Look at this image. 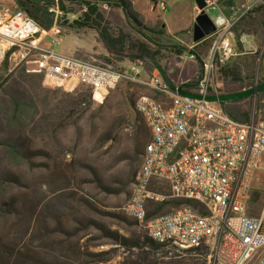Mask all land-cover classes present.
Instances as JSON below:
<instances>
[{"label": "rangeland", "instance_id": "374dc122", "mask_svg": "<svg viewBox=\"0 0 264 264\" xmlns=\"http://www.w3.org/2000/svg\"><path fill=\"white\" fill-rule=\"evenodd\" d=\"M14 1L43 29L59 30L60 36L54 38L61 43L53 46L55 52L123 70L141 62L143 80L158 74L147 61L135 57L143 46L155 54L154 62L165 74L181 62L183 72H196L195 78H199L200 57L208 56L210 41L200 50L191 49L196 55L194 63L177 57L174 50L189 51L196 16L192 13L194 0ZM86 3L96 6L101 16L96 20L99 27L105 28L112 40H120L111 42L117 53L107 51L91 25H81ZM166 26L178 32L174 37L181 43L173 42ZM52 40L47 37L45 42L52 44ZM259 52L232 50V56L212 71L210 87L237 91L263 80L264 58ZM32 67L15 62L12 55L0 67V264L134 261L139 252L135 243L141 245L147 238L143 224L123 211L139 170L131 157L132 128L141 119L134 102L140 95L165 102L164 96L141 84L122 81L97 103L86 88L65 91L28 72ZM221 68L230 74L224 77ZM251 111L264 117V97L260 103L252 98ZM148 140L149 133L144 144ZM11 151L18 154V163L9 159ZM253 187L248 211L257 214L264 191L259 171ZM173 207L165 206L160 213ZM156 255L205 264L202 253L173 246H157Z\"/></svg>", "mask_w": 264, "mask_h": 264}, {"label": "built area", "instance_id": "2783aa9c", "mask_svg": "<svg viewBox=\"0 0 264 264\" xmlns=\"http://www.w3.org/2000/svg\"><path fill=\"white\" fill-rule=\"evenodd\" d=\"M204 2L206 8L217 7V0ZM254 5L264 7V0ZM233 27L234 22L225 21L209 36L208 59L199 62L201 74L190 92L219 94L210 87V76L232 56ZM54 36H60L56 27L43 29L25 10L0 3V67L12 55L15 62L32 64L28 72L46 83L65 91L86 88L97 103L122 81L151 87L165 98L137 97L134 102L149 140L123 211L143 224L147 238L152 243L164 239L163 248L200 252L205 264H264V191L258 213L248 211L256 173L264 178V117L251 111L247 122H239L219 103L181 97L159 74L141 79V62L123 70L55 52L61 40ZM47 37L52 44L45 42ZM259 53L264 58V39ZM188 58L193 61L196 55L190 52ZM220 193H227V201H220ZM172 201L179 204L170 211L150 213Z\"/></svg>", "mask_w": 264, "mask_h": 264}, {"label": "trees", "instance_id": "16d2710c", "mask_svg": "<svg viewBox=\"0 0 264 264\" xmlns=\"http://www.w3.org/2000/svg\"><path fill=\"white\" fill-rule=\"evenodd\" d=\"M85 5H86V8H85L86 12L83 18L84 22L81 23V25L82 26L91 25L90 27H93L95 30L98 31L99 36L101 37L103 43L105 44L107 51L111 54L117 53L119 50L114 48L111 45V42L118 43L120 40L119 39L112 40L110 36L107 34L106 29L100 28L99 25L96 23L97 19L99 20L101 19L100 14L97 13L96 6L91 5L89 3H86ZM19 7L25 10L22 4H20ZM28 15L32 18L31 16L32 14L28 13ZM132 15H133L132 17H134V14ZM32 19L34 20V17ZM90 21H93L94 24L88 23ZM159 40H161V38ZM233 40H235L234 37H233ZM174 50L177 55H182L185 51L183 49H178V48H175ZM154 55H155L154 53L148 51L143 46V48H141L137 52L135 57L145 62L148 57H150L154 61ZM220 74H222L225 77L228 74H230V72L225 68H221ZM263 97H264V93L258 94L256 96L257 102L260 103L263 100ZM251 100L252 98H248L245 100L235 101V102H230V103H220V105L222 106L224 112L232 119L239 121V122H247L249 120L250 112H251ZM147 131L148 130L146 129V126L144 125L143 120L137 119L132 128L133 144H132V151H131L132 156L131 157H132V160H134V162L136 163V165L139 164V166L141 162V156L143 154V149L145 146L144 143L148 136ZM9 159L11 161H17L18 163L19 161L18 154L15 151H11ZM178 204L179 202L172 201V202H169L168 205L174 206ZM165 205L167 204L163 203L158 206H155L154 209H152L150 213L153 214V213L160 212L162 208L165 207ZM134 247L138 248L139 252L135 255V260L132 262H129L128 264H186L185 262H182V261L173 260V258L171 257L168 258V260H165L166 258L163 255L157 256L156 255L157 246H155L148 238L144 239L141 245H139V243H135Z\"/></svg>", "mask_w": 264, "mask_h": 264}, {"label": "crops", "instance_id": "0c3cea01", "mask_svg": "<svg viewBox=\"0 0 264 264\" xmlns=\"http://www.w3.org/2000/svg\"><path fill=\"white\" fill-rule=\"evenodd\" d=\"M255 2L256 0H217L216 8L219 10V12L224 17V19L226 21L234 22L233 35H234L235 40H233L231 43H232L234 51H235V48H238L241 50V53L239 54H245L246 52L249 54L255 53L256 50L260 49L263 39H264V7L254 5ZM0 3H4L10 6H17L14 0H0ZM253 5L254 7H252L251 10L247 11V8ZM192 13L195 15L197 14L196 6L194 4L192 5ZM166 29H167V33L173 37L174 43H181L179 39L174 37V35L178 32H175V30L169 29V27L167 26H166ZM211 40L212 38H209L208 36L198 43L192 42L191 45L188 46L189 51L188 52L184 51L182 55H178L177 57L181 59L184 58L190 63H194L192 60H189L188 56L183 57V55L185 53L188 55L190 52L195 54L194 50H191V49L196 48L197 50H200L201 47L204 44L208 43L209 41L211 45ZM67 54H70V53H67ZM207 59H208V56L207 58L200 57L199 62L206 61ZM180 63L176 64L177 69L175 68L173 70H170V72L167 74L168 78L171 80L174 86H178L185 82L187 83L195 82L196 83L195 81L197 80V78H195L196 72H193V71L183 72V70L180 69V66H179L181 65ZM248 86H242L239 89H237V91L241 90L243 87H248ZM192 89L188 88L189 91H191ZM213 89L218 90L219 94L236 92L234 90L222 91L216 88H213Z\"/></svg>", "mask_w": 264, "mask_h": 264}, {"label": "water", "instance_id": "95a60500", "mask_svg": "<svg viewBox=\"0 0 264 264\" xmlns=\"http://www.w3.org/2000/svg\"><path fill=\"white\" fill-rule=\"evenodd\" d=\"M32 1H36L39 3V0ZM150 1L154 2L155 0ZM194 3L199 12L196 14L192 24V42L198 43L214 33L215 30L217 28H220L226 20L216 7L206 8L204 0H194ZM146 61L156 69L161 79L164 81V83H166L168 89L181 97L199 100L203 99L204 101L220 104L254 98L258 94L264 93L263 79L246 89L236 92L220 93L206 96L197 95L188 90V88L195 87L197 83H183L178 86H174L169 81L167 75L165 74V72H163L158 64H156L152 59H146Z\"/></svg>", "mask_w": 264, "mask_h": 264}, {"label": "bare ground", "instance_id": "6f19581e", "mask_svg": "<svg viewBox=\"0 0 264 264\" xmlns=\"http://www.w3.org/2000/svg\"><path fill=\"white\" fill-rule=\"evenodd\" d=\"M147 88L155 92L153 88L151 87H147ZM109 92L105 93L104 99L106 98ZM138 97L146 98L147 101H154V98L148 95H140ZM142 162H143V155L141 156V163ZM132 192H133V186H132ZM220 201H227V193H220ZM153 244L157 246H164V239H153Z\"/></svg>", "mask_w": 264, "mask_h": 264}, {"label": "flooded vegetation", "instance_id": "af4514ba", "mask_svg": "<svg viewBox=\"0 0 264 264\" xmlns=\"http://www.w3.org/2000/svg\"><path fill=\"white\" fill-rule=\"evenodd\" d=\"M194 83H195V82H194ZM192 88H194V87H192ZM192 88H191V89H192Z\"/></svg>", "mask_w": 264, "mask_h": 264}]
</instances>
